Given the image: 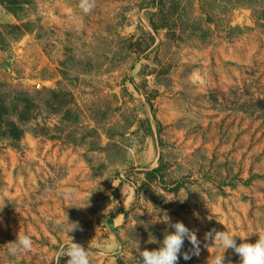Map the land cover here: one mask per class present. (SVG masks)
I'll return each instance as SVG.
<instances>
[{
    "label": "rangeland",
    "instance_id": "obj_1",
    "mask_svg": "<svg viewBox=\"0 0 264 264\" xmlns=\"http://www.w3.org/2000/svg\"><path fill=\"white\" fill-rule=\"evenodd\" d=\"M178 221V264L264 233V0H0V264H143Z\"/></svg>",
    "mask_w": 264,
    "mask_h": 264
},
{
    "label": "clouds",
    "instance_id": "obj_2",
    "mask_svg": "<svg viewBox=\"0 0 264 264\" xmlns=\"http://www.w3.org/2000/svg\"><path fill=\"white\" fill-rule=\"evenodd\" d=\"M96 6V0H79L80 10L84 14H89ZM79 30L80 24L76 23ZM63 199L74 201L79 199L78 192L73 188L62 189L59 193ZM83 207V206H81ZM168 221L167 219L164 220ZM222 222V221H221ZM223 223V222H222ZM77 224L73 223L71 232L76 230ZM175 229L172 233L164 236L161 247L155 250H141L138 246L136 251L141 257L143 264H178L181 251L185 240L187 239L192 247L191 254L199 255L200 241L194 231H191L183 222H176L171 225ZM253 233L258 234V240L255 243L247 242V237ZM231 232L217 231L213 237L212 233H206L205 239H214V245L218 249L224 250V255H217L214 264H224L225 252L232 249L241 257V264H264V233L250 232L247 236H239L245 242L237 244L236 237ZM151 242V241H150ZM8 252L13 255L36 251L33 239L29 234L19 232L15 241L7 244ZM115 242L108 243L105 248V254H111L117 248ZM67 256V264H92L91 252L89 247L86 249L81 244L74 242L73 238L65 242L64 247L60 250L59 257ZM183 258H191L189 252L183 253Z\"/></svg>",
    "mask_w": 264,
    "mask_h": 264
},
{
    "label": "trees",
    "instance_id": "obj_3",
    "mask_svg": "<svg viewBox=\"0 0 264 264\" xmlns=\"http://www.w3.org/2000/svg\"><path fill=\"white\" fill-rule=\"evenodd\" d=\"M13 128H14V131L15 132H17V126H15V124H13ZM14 133V132H13ZM11 135V137H13V138H17V135H15V134H10Z\"/></svg>",
    "mask_w": 264,
    "mask_h": 264
}]
</instances>
